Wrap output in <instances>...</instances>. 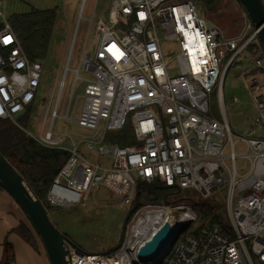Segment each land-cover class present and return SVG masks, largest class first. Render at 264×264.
<instances>
[{"label": "built area", "instance_id": "2783aa9c", "mask_svg": "<svg viewBox=\"0 0 264 264\" xmlns=\"http://www.w3.org/2000/svg\"><path fill=\"white\" fill-rule=\"evenodd\" d=\"M3 4L0 1V117L21 126L14 116L34 102L44 64L28 56ZM85 4L83 0L57 101L53 108L47 107L41 136L28 132L43 146L68 153L48 188L49 203L72 206L102 187L118 197L120 206H134L139 181L159 180L183 196L203 198L226 186V209L184 234L185 225L190 226L197 215L179 200L160 204L164 206L139 203L118 248L86 252L67 242L69 264H264V138L253 136L264 126V53L248 50L258 44L259 35L247 11L240 33L226 36L218 25H208L193 0L102 2L108 20L99 17L96 50L95 43L90 50L85 44L74 68L65 114L73 133H55L57 107L72 70ZM163 40L178 43L177 72L172 73L165 58ZM244 50L255 52L253 70L244 73L250 78L249 92L258 113L247 134L241 135L226 119L222 84L226 70ZM81 69L89 74L82 75ZM76 85L82 92L73 96ZM214 94L219 115L212 107ZM126 124L131 126L133 143L107 140L109 131ZM239 142L245 149L236 153ZM239 157L249 163L244 171L238 169ZM172 210L186 211L176 217L175 241L155 259L139 260V245Z\"/></svg>", "mask_w": 264, "mask_h": 264}, {"label": "rangeland", "instance_id": "374dc122", "mask_svg": "<svg viewBox=\"0 0 264 264\" xmlns=\"http://www.w3.org/2000/svg\"><path fill=\"white\" fill-rule=\"evenodd\" d=\"M3 2L2 10L6 18L9 20L13 15L26 13L32 9L46 10L53 9L56 14V20L50 39L49 52L41 61L44 64L42 76L39 83L36 98L27 109L14 116L15 120L21 125L27 134L30 132L36 137L41 136V126L46 116L47 107L53 108L59 94V82L62 78L66 60L72 44V36L75 30L76 22L80 14V8L83 0H0ZM97 1V4H96ZM108 0H86L84 7V17L81 22L79 32L76 36L75 45L72 51L69 71L65 79V86L61 95L60 102L57 107L58 117L54 122V132H70L73 133L72 124L65 118L67 103L72 94L74 84V75L79 65L81 53L84 45L87 49L95 43L93 48L95 52L99 39L96 36L99 29L98 20L103 16L108 20V12L104 11V6H100L102 2ZM197 4V9L202 17H204L208 25L214 23L218 25L226 36H237L243 28L246 9L239 0H216L208 5L209 0H193ZM96 13H93L94 8ZM93 16V22L90 23V17ZM0 20L3 17L0 16ZM242 40L240 41V43ZM239 43V44H240ZM162 48L165 58L170 63L172 73L178 71L176 54L179 51L178 43L172 40H163ZM253 53V54H252ZM255 52H247L244 50L236 58L235 62L226 70L223 79V97L225 104V115L230 126L234 131L241 135H246L250 128L251 119L257 115L258 110L255 101L249 92V81L244 72L253 70V59ZM81 74L86 76L88 71L81 69ZM73 96L81 93L82 89L76 85ZM212 107L217 115H219V106L216 95H213ZM50 113L46 119V125L50 122ZM253 136L264 138V126L257 129ZM245 149V144L239 142L236 145V153H240ZM248 161L244 158H237L238 169L244 171L248 167ZM1 191L5 189L0 188ZM226 186L217 188L208 198L201 196H192L190 193L186 195L180 194L178 202L187 206L191 212L197 215L190 226L184 230V234H190L197 230L204 223L197 207L198 204L213 203L218 206L219 211L226 209ZM6 191V190H5ZM7 192V191H6ZM118 197L106 188H94L88 200L79 202L72 206H58L50 204V215L58 226L72 241V243L86 252H110L121 244L124 239L123 227L127 213L133 207V204L120 206ZM152 203L153 205L164 206L162 200L143 201L139 206ZM164 205H160L163 204ZM20 221L28 222L25 213L19 207ZM17 208V207H16ZM172 214L176 217H183L186 211L172 210ZM129 222V221H128ZM190 223V222H189ZM31 226V224H30ZM32 228V226H31ZM123 234V235H122ZM39 247L43 250V260H37V264H46V252L40 238L36 235ZM46 255V258H45Z\"/></svg>", "mask_w": 264, "mask_h": 264}, {"label": "trees", "instance_id": "16d2710c", "mask_svg": "<svg viewBox=\"0 0 264 264\" xmlns=\"http://www.w3.org/2000/svg\"><path fill=\"white\" fill-rule=\"evenodd\" d=\"M215 1L209 0L208 5L212 6L211 3ZM55 20L56 14L53 9H32L26 13L15 14L9 19L31 59H43L48 54ZM2 26L3 22H0V28ZM258 41V44H251L248 50H262L264 53V45L259 36ZM106 138L108 141H113L120 145L134 142L130 124H126L121 130L109 131ZM0 151L24 175L50 210L47 191L52 180L65 162L68 153L61 149L43 146L11 119L2 117H0ZM0 188L3 187L0 186ZM138 190L139 203L158 200L171 203L180 198V192L177 188L168 186L159 180L150 183L139 181ZM197 210L204 220L214 215L218 210V206L213 203L198 204ZM30 224L29 221L26 223L21 220L12 231L16 232L34 249L38 250L39 245L36 240V235L38 236V234L32 225L31 228ZM14 258V247L6 239L3 259L0 264H11Z\"/></svg>", "mask_w": 264, "mask_h": 264}, {"label": "water", "instance_id": "95a60500", "mask_svg": "<svg viewBox=\"0 0 264 264\" xmlns=\"http://www.w3.org/2000/svg\"><path fill=\"white\" fill-rule=\"evenodd\" d=\"M240 2L244 5L250 20L258 30V35L264 45V0H240ZM0 186L12 196L34 227L43 244L49 263L69 264L67 242L72 243L71 239L58 228L43 200L37 195L24 175L6 159L1 151ZM138 204L139 192H137L134 206L126 215L123 234ZM177 225L178 220L174 214L165 216L158 228L154 229L139 245L138 259L148 261L160 255L164 247L170 246L175 241L179 233ZM187 226L188 224L184 228ZM148 227L149 224L145 226L146 229Z\"/></svg>", "mask_w": 264, "mask_h": 264}, {"label": "crops", "instance_id": "0c3cea01", "mask_svg": "<svg viewBox=\"0 0 264 264\" xmlns=\"http://www.w3.org/2000/svg\"><path fill=\"white\" fill-rule=\"evenodd\" d=\"M16 204L8 192L0 190V262L3 259L4 242L7 239L12 243L15 253L14 261L11 264H37L38 259L43 260L44 258L42 248L34 249L16 232L12 231L20 221V213L17 212ZM46 264H50L48 258H46Z\"/></svg>", "mask_w": 264, "mask_h": 264}, {"label": "bare ground", "instance_id": "6f19581e", "mask_svg": "<svg viewBox=\"0 0 264 264\" xmlns=\"http://www.w3.org/2000/svg\"><path fill=\"white\" fill-rule=\"evenodd\" d=\"M188 38H189V37H188ZM157 215H158V213L156 212V213H155V216H157Z\"/></svg>", "mask_w": 264, "mask_h": 264}, {"label": "snow or ice", "instance_id": "6c2138e0", "mask_svg": "<svg viewBox=\"0 0 264 264\" xmlns=\"http://www.w3.org/2000/svg\"><path fill=\"white\" fill-rule=\"evenodd\" d=\"M118 58V57H117Z\"/></svg>", "mask_w": 264, "mask_h": 264}]
</instances>
